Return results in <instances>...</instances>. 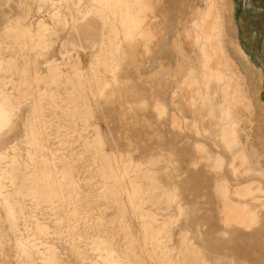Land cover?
I'll list each match as a JSON object with an SVG mask.
<instances>
[{
  "label": "rangeland",
  "instance_id": "rangeland-1",
  "mask_svg": "<svg viewBox=\"0 0 264 264\" xmlns=\"http://www.w3.org/2000/svg\"><path fill=\"white\" fill-rule=\"evenodd\" d=\"M0 264H264V0H0Z\"/></svg>",
  "mask_w": 264,
  "mask_h": 264
},
{
  "label": "bare ground",
  "instance_id": "bare-ground-1",
  "mask_svg": "<svg viewBox=\"0 0 264 264\" xmlns=\"http://www.w3.org/2000/svg\"><path fill=\"white\" fill-rule=\"evenodd\" d=\"M237 50L240 52L239 48H237ZM243 56V55H242ZM244 57V56H243ZM245 58V57H244Z\"/></svg>",
  "mask_w": 264,
  "mask_h": 264
}]
</instances>
